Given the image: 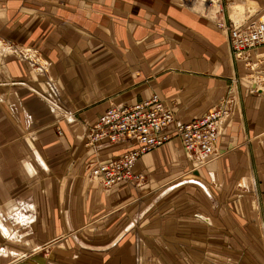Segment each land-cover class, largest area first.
<instances>
[{"label": "crops", "instance_id": "obj_1", "mask_svg": "<svg viewBox=\"0 0 264 264\" xmlns=\"http://www.w3.org/2000/svg\"><path fill=\"white\" fill-rule=\"evenodd\" d=\"M207 1L0 0V36L38 52L62 85L48 98L29 60L0 55V209L32 217L3 219L19 238L0 233V264H264V90L250 92L255 67L235 58ZM218 3L227 23L264 17V0ZM258 56L264 46L250 62ZM236 78L216 155L191 159L176 124ZM153 94L173 105L175 125L138 159L145 182L90 179L92 162L134 146L104 140L91 153L88 129L111 105Z\"/></svg>", "mask_w": 264, "mask_h": 264}, {"label": "built area", "instance_id": "obj_2", "mask_svg": "<svg viewBox=\"0 0 264 264\" xmlns=\"http://www.w3.org/2000/svg\"><path fill=\"white\" fill-rule=\"evenodd\" d=\"M182 1L187 3L190 0ZM218 26L227 33L228 42L235 56L264 46V18L251 24L227 23L221 18ZM47 85L51 88L48 98L57 96L58 91L50 86L49 81ZM223 102L224 100L191 122L176 124V133L191 159L203 160L216 155L221 130L233 114L231 105ZM51 103L56 105L54 100ZM173 125H175L173 105L157 94L131 106L111 105L88 129L85 146L91 153L95 152L104 140L112 144L128 142L134 147L118 157L92 162L88 167L89 178L100 182L106 188L121 181L130 182L135 186L142 185L145 182V175L134 172L138 159L169 140L172 133L168 129ZM0 216L2 219L9 217L4 209H0Z\"/></svg>", "mask_w": 264, "mask_h": 264}, {"label": "rangeland", "instance_id": "obj_3", "mask_svg": "<svg viewBox=\"0 0 264 264\" xmlns=\"http://www.w3.org/2000/svg\"><path fill=\"white\" fill-rule=\"evenodd\" d=\"M219 4L220 3H218V0H213V2H212V0H210L209 2L207 1V3L204 4V7H205L204 8V12L208 11L207 8H208V6L211 5L212 7L210 6L209 13L211 14V16L213 18H215V23H216L217 27L220 30H222L223 32H225L224 29H222L220 26H218V21L221 18H222V20H224L223 17H222V14H221L222 13V6H221V4L219 6ZM4 43H6L7 46H9V45H19V44H16L15 42H12L10 40H6L5 38L0 36V45H3ZM7 46H5V47H7ZM20 46H22V45H20ZM22 47H24V46H22ZM4 53H11V54H14V55L20 57L21 59L23 57V58L29 60L27 57L22 56V55H17V53H15V52L12 53V51H10V50H3V49L0 50V55L4 54ZM40 57H41V55H40ZM235 58L238 59V60H242V61L244 60L245 62H247V64H253V66L256 69V70L255 69H252V70L249 69V73L248 74H254L255 75V76L254 75L251 76V78H247V79H249L250 81L253 82V86L251 87L250 92L252 94H255V93H258L260 90L263 91L264 90V73H263V71L257 70L256 67L259 66V65H264V56H258L257 58L254 59L253 62H250V60H249L250 59V52H247V53L239 55V56H235ZM38 64L37 65L40 68L39 71L32 67L35 70V72H36L35 74H37L41 78H44L46 85H47V82H48L49 78H51L52 80L54 79V82L56 83V86H54V87L52 86V87L55 88V91H58L57 97L59 98L60 97V93L62 92V85L59 82V80H57V78H55V76L53 74H51L48 61L47 62H43V63H38ZM250 67H252V65H250ZM259 77H261V78H259ZM49 89L51 90V88H49ZM223 100H224V102H223L224 104H226V105L228 104L229 106L231 105V108H232V110L234 112L235 108L239 104L238 79L237 78L234 79V81L232 80V82L228 84V86L226 88L225 96L217 104L221 103ZM7 211H9V210H4L5 213H7ZM11 214L9 215L10 218H5V219H9L12 222H14L15 224H19L18 223L19 222L18 219L14 215L12 216ZM20 225H23V224H20ZM28 259L30 260V258H28Z\"/></svg>", "mask_w": 264, "mask_h": 264}, {"label": "bare ground", "instance_id": "obj_4", "mask_svg": "<svg viewBox=\"0 0 264 264\" xmlns=\"http://www.w3.org/2000/svg\"><path fill=\"white\" fill-rule=\"evenodd\" d=\"M264 18V17H263ZM6 43H4L3 45H0V50H10L15 53H17V55H22L27 57L32 65L33 68H35L36 70H40L39 68V64L38 63H43L46 62L42 57H40L39 53L32 50V49H26L25 47H22L20 45H9L7 47ZM40 58V59H39ZM38 64V65H37ZM261 78V77H259ZM263 78V77H262ZM49 84L50 86H56V83L54 82V79L52 80L51 78H49ZM47 96V95H46ZM52 105V104H51ZM58 109V107H57ZM66 114V112H65ZM68 116V114H67ZM6 212V211H5ZM12 213V214H11ZM33 213V212H32ZM7 215H14L17 219H18V223L19 224H26L28 225V223H30V221L32 222V217H29V213L25 212L23 213L22 211H16V210H12V211H7L6 213ZM10 218V217H8ZM35 218V217H34ZM35 220V219H34ZM17 230V229H16ZM262 231V230H261ZM0 233L6 238V239H13V240H18L19 236H17L15 230H11L9 229L5 223H3V219L0 216ZM20 241V240H19ZM28 259V258H27ZM31 261V260H30Z\"/></svg>", "mask_w": 264, "mask_h": 264}]
</instances>
